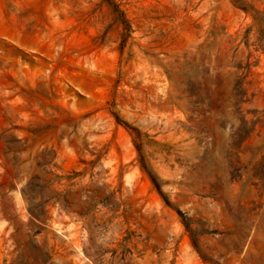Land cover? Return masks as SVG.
<instances>
[{
    "label": "rangeland",
    "instance_id": "1",
    "mask_svg": "<svg viewBox=\"0 0 264 264\" xmlns=\"http://www.w3.org/2000/svg\"><path fill=\"white\" fill-rule=\"evenodd\" d=\"M0 264H264V0H0Z\"/></svg>",
    "mask_w": 264,
    "mask_h": 264
}]
</instances>
